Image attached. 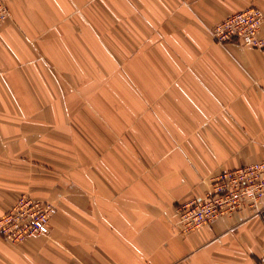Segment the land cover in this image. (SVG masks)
Listing matches in <instances>:
<instances>
[{
  "label": "crops",
  "instance_id": "obj_1",
  "mask_svg": "<svg viewBox=\"0 0 264 264\" xmlns=\"http://www.w3.org/2000/svg\"><path fill=\"white\" fill-rule=\"evenodd\" d=\"M1 2L0 216L54 210L0 264H259L264 200L186 235L174 208L264 160V45L211 36L264 0Z\"/></svg>",
  "mask_w": 264,
  "mask_h": 264
},
{
  "label": "built area",
  "instance_id": "obj_2",
  "mask_svg": "<svg viewBox=\"0 0 264 264\" xmlns=\"http://www.w3.org/2000/svg\"><path fill=\"white\" fill-rule=\"evenodd\" d=\"M8 16L0 0V23ZM264 22L256 6L231 12L211 29L216 44L237 43L245 48L261 49L260 31ZM264 200V160L240 168L222 171L209 182L206 194L198 199L178 204L174 208L176 231L186 235L223 216H231L249 206L256 208ZM54 206L46 201L20 194L10 208L0 216V237L17 244L31 236L49 234V218ZM259 264H264V254Z\"/></svg>",
  "mask_w": 264,
  "mask_h": 264
}]
</instances>
